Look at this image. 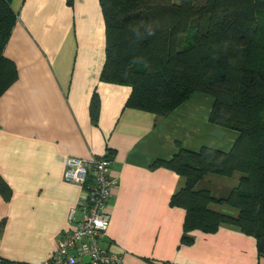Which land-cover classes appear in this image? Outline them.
Masks as SVG:
<instances>
[{"label": "crops", "instance_id": "crops-1", "mask_svg": "<svg viewBox=\"0 0 264 264\" xmlns=\"http://www.w3.org/2000/svg\"><path fill=\"white\" fill-rule=\"evenodd\" d=\"M10 7L16 18L3 56L17 78L0 94V174L12 189L10 200L0 196V264H39L52 254L73 227L68 212L81 198L80 187L63 180L66 157L107 153L117 186L102 244L122 264H264L255 239L233 226L193 230L191 243H181L185 213L169 199L183 179L151 166L170 159L177 142L190 151L231 148L237 132L208 120L213 98L193 92L164 117L125 107L130 86L100 79L105 32L98 0H10ZM94 92L96 122L89 115ZM237 177L208 173L196 188L224 197Z\"/></svg>", "mask_w": 264, "mask_h": 264}, {"label": "trees", "instance_id": "trees-1", "mask_svg": "<svg viewBox=\"0 0 264 264\" xmlns=\"http://www.w3.org/2000/svg\"><path fill=\"white\" fill-rule=\"evenodd\" d=\"M98 1L105 32L100 79L130 86L125 107L164 117L201 92L213 98L209 122L237 132L228 151H190L177 142L170 159L151 163L183 179L169 199L185 213L180 242L191 243L193 230L212 233L228 225L252 236L264 257V0ZM15 18L10 0H0V94L17 78L14 62L3 56ZM98 113L94 92L92 122ZM208 173H237V183L214 197L196 188ZM0 196H12L1 174ZM212 203L231 212L213 210ZM4 225L0 219V232Z\"/></svg>", "mask_w": 264, "mask_h": 264}, {"label": "built area", "instance_id": "built-area-1", "mask_svg": "<svg viewBox=\"0 0 264 264\" xmlns=\"http://www.w3.org/2000/svg\"><path fill=\"white\" fill-rule=\"evenodd\" d=\"M109 165L107 155L66 157L63 180L78 185L81 198L68 212L73 227L61 234L56 249L39 264H122L120 254L102 244L110 219L109 199L117 186Z\"/></svg>", "mask_w": 264, "mask_h": 264}, {"label": "rangeland", "instance_id": "rangeland-1", "mask_svg": "<svg viewBox=\"0 0 264 264\" xmlns=\"http://www.w3.org/2000/svg\"><path fill=\"white\" fill-rule=\"evenodd\" d=\"M236 183H237V180L234 182V185L233 186H235L236 185ZM225 210L227 211V209L225 208ZM229 211H231V210H229Z\"/></svg>", "mask_w": 264, "mask_h": 264}]
</instances>
